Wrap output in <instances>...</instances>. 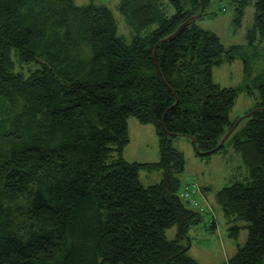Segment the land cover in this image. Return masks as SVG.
<instances>
[{"label": "trees", "instance_id": "trees-1", "mask_svg": "<svg viewBox=\"0 0 264 264\" xmlns=\"http://www.w3.org/2000/svg\"><path fill=\"white\" fill-rule=\"evenodd\" d=\"M168 1L172 16L156 0H123L127 41L106 5L0 0V264H199L189 230L215 221L209 188L181 177L180 137L232 159L215 201L229 237H248L224 264H264V70L238 88L215 82L240 47L196 24L211 0ZM263 43L256 0L248 45ZM254 91L233 119L238 95ZM131 117L155 128L158 161L125 159ZM143 170L162 179L145 185Z\"/></svg>", "mask_w": 264, "mask_h": 264}, {"label": "rangeland", "instance_id": "rangeland-1", "mask_svg": "<svg viewBox=\"0 0 264 264\" xmlns=\"http://www.w3.org/2000/svg\"><path fill=\"white\" fill-rule=\"evenodd\" d=\"M74 1L78 5H87L93 1L96 4L108 6L113 10L117 19L119 34L123 35L127 41L131 39L134 32L127 23V15L120 9L123 0ZM156 2L159 12L169 16L175 13V8L168 0H156ZM255 16L256 0H211L202 18L196 19V24L199 27L217 34L226 47H240L234 61L215 66L213 69L215 82L223 87L238 88L247 82L252 83L251 80L264 70V43L256 46L248 45V33L254 27ZM156 28L157 24H153L146 28L143 34H149ZM246 61L252 67L249 76H246L244 71V62ZM238 96L231 113L233 119L244 116L259 99L258 91H254L251 95L242 92ZM128 122L131 141L124 152L125 159L131 162L158 161L160 159L159 139L153 125L142 124L135 117L129 118ZM174 146L185 155V171L181 177H192L201 186L209 188L205 201L209 205L211 214L206 215H212V220L215 221L216 225L214 231L211 227L213 222L210 223L211 225L200 222L190 228L188 234L191 238L190 255L199 264H224L233 257L235 247L231 243L232 237H229L230 230L222 208L215 201V192L228 184L232 159L227 160L229 155L223 153H217L211 157L199 156L192 141L185 137L175 139ZM161 179L162 172L159 170H143L141 172V181L145 185L158 183ZM176 234V227L169 229V237L173 238ZM247 237L248 230L242 228L238 238L234 241L244 245Z\"/></svg>", "mask_w": 264, "mask_h": 264}, {"label": "built area", "instance_id": "built-area-1", "mask_svg": "<svg viewBox=\"0 0 264 264\" xmlns=\"http://www.w3.org/2000/svg\"><path fill=\"white\" fill-rule=\"evenodd\" d=\"M188 187H189V186H188ZM188 187L185 188V189L183 190V192H184V193H183V196H185L186 198H191ZM195 189H197L196 186L194 187V190H195ZM196 192H197V190H196ZM191 201H192L193 203H195V204L198 203L195 199H192Z\"/></svg>", "mask_w": 264, "mask_h": 264}, {"label": "crops", "instance_id": "crops-1", "mask_svg": "<svg viewBox=\"0 0 264 264\" xmlns=\"http://www.w3.org/2000/svg\"><path fill=\"white\" fill-rule=\"evenodd\" d=\"M227 223V222H226ZM228 228H229V225H228ZM231 243H232V245H233V247H235L234 248V253H233V255H235V253L237 252V249H238V245H240V244H237L235 241H234V239H232L231 238ZM232 250H233V248H232ZM232 255V256H233Z\"/></svg>", "mask_w": 264, "mask_h": 264}]
</instances>
